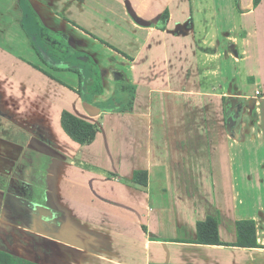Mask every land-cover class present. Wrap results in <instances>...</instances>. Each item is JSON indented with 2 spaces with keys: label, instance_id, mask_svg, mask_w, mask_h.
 Returning a JSON list of instances; mask_svg holds the SVG:
<instances>
[{
  "label": "crops",
  "instance_id": "crops-1",
  "mask_svg": "<svg viewBox=\"0 0 264 264\" xmlns=\"http://www.w3.org/2000/svg\"><path fill=\"white\" fill-rule=\"evenodd\" d=\"M27 17L94 60L92 104L108 107L119 80L136 85L132 112L89 116L78 74L39 60ZM64 111L99 126L90 143L67 135ZM2 156L1 251L39 264H264V0H0ZM18 174L32 177L30 211L7 205ZM247 221L254 247L239 242Z\"/></svg>",
  "mask_w": 264,
  "mask_h": 264
},
{
  "label": "trees",
  "instance_id": "trees-1",
  "mask_svg": "<svg viewBox=\"0 0 264 264\" xmlns=\"http://www.w3.org/2000/svg\"><path fill=\"white\" fill-rule=\"evenodd\" d=\"M169 21V12L165 11L161 16L159 22L156 24L157 28L164 30L166 29L167 23ZM55 33V32H54ZM64 35L65 42L69 41L70 37L65 33H60ZM39 55V57L45 62L47 65L57 70H71L78 74L80 79V89L78 93L82 96V99L89 100L87 95H95L99 94L103 91V78L99 68H95L96 63L94 60L93 68L92 64L90 65V75L94 77V80L90 84V86L86 85L87 79L89 76L86 74V70L82 67V65H75L68 60H58L53 57H48L45 55V50L42 47L33 46ZM68 49V47H67ZM70 51V49H69ZM75 52V51H74ZM73 52V53H74ZM80 56H84L81 52H77ZM91 62V61H89ZM61 64L62 65L61 67ZM137 94V86L129 83L128 81L119 80L117 84V93L110 101L108 107L109 112H132L135 98ZM61 125L63 130L67 133V135L75 141L77 144L85 145L90 143L97 133L99 132V126L92 121L79 117L71 112L64 111L61 117ZM136 179H139L141 183L147 185L148 183V174L147 172L138 171L136 174ZM239 242L243 246L254 247L257 245L256 241V228L255 224L252 221L243 222L240 224L239 229ZM0 264H39L36 262H32L12 254L6 253L0 250Z\"/></svg>",
  "mask_w": 264,
  "mask_h": 264
},
{
  "label": "rangeland",
  "instance_id": "rangeland-1",
  "mask_svg": "<svg viewBox=\"0 0 264 264\" xmlns=\"http://www.w3.org/2000/svg\"><path fill=\"white\" fill-rule=\"evenodd\" d=\"M24 23H25V27L28 31L29 30L33 31V32L36 31V33H37L36 37L35 36L30 37V32H27L25 29V32L27 33L28 38L30 40L31 47L34 46V44L37 47L38 46L42 47L43 50H45L46 56L56 58L58 60V62L60 60H68L75 65H80V66L82 65L84 70H86L85 71L86 74L89 76V78L87 79L86 85L90 86V84L94 80V77H91V75H90V69H89V67H90L89 61H91L90 64H92V68H93V63H92L93 59L90 57V55L82 52L81 54H84V56H80V58H79L77 51L72 47V44L69 42L70 39L68 42L67 41L65 42L64 35L60 34V33H65L64 31L54 33V31L51 28H49L48 26H46L44 23L40 22L39 20H36L34 17H27L25 19ZM78 27H80L81 29H83L85 31H88L84 27H81V26H78ZM65 34H67V33H65ZM97 39L100 40L101 42L105 43V44L107 43L102 38H97ZM108 45H110V44H108ZM67 47H68V49H67ZM69 49H70V51H69ZM115 49H117V48H115ZM37 56H39V55L37 54ZM39 60H41L43 62V60L40 57H39ZM43 63L46 66H49L45 62H43ZM50 68H52V67H50ZM87 97L89 100H91V95H87ZM226 118L228 119V117H226ZM5 159L6 158L4 156H2V159L0 161V163L2 164V167H7V163L5 162ZM43 162H44V160H41L39 164L42 165ZM17 176H19V177H17L18 180L16 179L17 187H13V189H15V190L11 191L9 197H7V199H6L7 205L13 206V205L17 204V206L20 207L22 210L30 211V209L26 208V207L28 206V207L32 208L31 206L33 203L31 204L29 202L30 200L27 201V197L30 199V195H32V187H26V186L32 184V177L30 178L29 176H24L22 174H18ZM32 197H33V199L37 198L34 195H32L31 198ZM39 198H40V196H39Z\"/></svg>",
  "mask_w": 264,
  "mask_h": 264
},
{
  "label": "water",
  "instance_id": "water-1",
  "mask_svg": "<svg viewBox=\"0 0 264 264\" xmlns=\"http://www.w3.org/2000/svg\"><path fill=\"white\" fill-rule=\"evenodd\" d=\"M83 107L86 110V112L89 114V116L91 117L99 116L102 112L108 111V108L98 107L86 99L83 100ZM234 122H235L234 117L233 116L229 117L228 123H227L229 129L231 128L232 125H234Z\"/></svg>",
  "mask_w": 264,
  "mask_h": 264
},
{
  "label": "built area",
  "instance_id": "built-area-1",
  "mask_svg": "<svg viewBox=\"0 0 264 264\" xmlns=\"http://www.w3.org/2000/svg\"><path fill=\"white\" fill-rule=\"evenodd\" d=\"M256 93H257V95H260L261 94V91L260 90H257Z\"/></svg>",
  "mask_w": 264,
  "mask_h": 264
}]
</instances>
